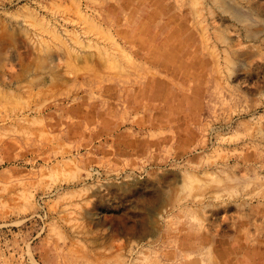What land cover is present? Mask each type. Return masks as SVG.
Wrapping results in <instances>:
<instances>
[{"label": "rangeland", "instance_id": "374dc122", "mask_svg": "<svg viewBox=\"0 0 264 264\" xmlns=\"http://www.w3.org/2000/svg\"><path fill=\"white\" fill-rule=\"evenodd\" d=\"M0 264H264V0H0Z\"/></svg>", "mask_w": 264, "mask_h": 264}]
</instances>
